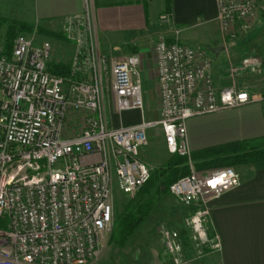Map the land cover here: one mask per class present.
Returning a JSON list of instances; mask_svg holds the SVG:
<instances>
[{
    "label": "built area",
    "instance_id": "built-area-1",
    "mask_svg": "<svg viewBox=\"0 0 264 264\" xmlns=\"http://www.w3.org/2000/svg\"><path fill=\"white\" fill-rule=\"evenodd\" d=\"M86 2L85 14L67 18L64 27L66 36L78 45L72 74L81 63L107 61L82 45L87 34H96ZM217 4L228 42L247 37L264 21V0H217ZM155 56L158 121L112 127L103 115L100 68L91 81H73L66 89V78L50 70L49 42L36 44L20 34L11 58L0 49V264H88L97 259L113 231L115 188L134 195L151 179L141 151L155 125L161 127L169 154L188 160L190 173L169 190L181 204L199 205L188 224L200 255L222 248L219 235L208 234L210 203L238 187L240 175L234 167L198 172L187 122L257 100L236 78L258 73L264 58L248 55L230 65L227 74L232 83L218 88L207 50L161 38ZM140 64V55L133 53L111 66V89L119 111L144 107ZM258 100L264 101V94ZM70 109L87 113L86 126L77 135L65 136ZM164 243L174 264H189L181 259L177 232L165 231Z\"/></svg>",
    "mask_w": 264,
    "mask_h": 264
},
{
    "label": "crops",
    "instance_id": "crops-1",
    "mask_svg": "<svg viewBox=\"0 0 264 264\" xmlns=\"http://www.w3.org/2000/svg\"><path fill=\"white\" fill-rule=\"evenodd\" d=\"M87 4L86 0H33L34 16L51 24L84 15ZM89 4L106 51L115 52L118 60L131 53L142 55V86L158 81L152 48L159 38L204 46L213 58L218 88L232 83L227 74L230 65L248 55L264 58V21L247 37L228 42L218 19L217 0H89ZM164 15L169 17L167 26L160 23ZM220 45L225 48L217 54L214 49ZM236 82L257 100L190 118L187 132L192 155L264 137V101L258 100L264 94V63L258 73L240 76ZM128 118L115 127L136 124ZM236 170L240 185L210 203V236L219 235L222 248L206 249L200 264H264V162L237 165ZM186 248L192 249V244Z\"/></svg>",
    "mask_w": 264,
    "mask_h": 264
},
{
    "label": "rangeland",
    "instance_id": "rangeland-1",
    "mask_svg": "<svg viewBox=\"0 0 264 264\" xmlns=\"http://www.w3.org/2000/svg\"><path fill=\"white\" fill-rule=\"evenodd\" d=\"M0 19L6 21L0 22V49H8L9 35L7 21L26 23L30 29L17 34L16 37L24 34L32 38L36 44L50 43V63H64L70 66V75L63 76L68 82L66 89H69L70 83L73 81H91L94 70L100 68L104 92L103 115L110 126L115 127L127 115H129L128 119L135 123L158 121V81L154 79L149 80L143 86V109L128 110L132 112L127 113L126 111H119L115 107L114 95L111 89V66L115 61H118V57L115 52H108L103 48L97 31L95 35L94 32L91 33V36L87 34L85 36L86 40L82 45L85 46V49L92 48L95 54L105 56L107 61L100 65L97 61L81 63L79 69L75 70L74 74H72L71 67L78 45L76 41L69 39L64 32L66 19L51 24L41 22L34 16L33 0H0ZM160 23L164 26L168 25V22L163 19H160ZM14 41L15 38L13 44ZM155 45L152 48L154 52ZM190 46L196 49H205L202 45ZM135 54H139L142 57L140 53ZM240 86L242 87V85ZM86 118L87 113L85 111L70 109L67 112L65 120V136L79 134L86 126ZM147 134L149 142L142 149L141 158L148 164L151 170V179L134 195H124L117 187L115 188L114 223L118 220L119 216L125 213V209L130 203H136L137 201L139 203L137 204L138 206L149 207V210L146 211L134 234L124 245H119L116 241L112 240L114 229H116L113 225L112 233L104 241L101 255L88 264H174L173 258L167 252L164 243V232L169 230L179 234V242L183 249L181 255L182 261L189 264H200V256L202 255H200V249L197 248L192 239V231L188 224L190 216L199 205H183L170 193V185L166 183L169 173H165L167 171L165 166L168 161L174 159V156L170 155L167 151L160 126L155 125L148 130ZM227 167L237 169V166ZM195 169L198 172L204 171L198 168ZM180 176L178 175L177 178ZM208 234L210 235L209 230ZM189 243L192 244L193 248L187 250L186 246ZM190 252H193V254L191 255Z\"/></svg>",
    "mask_w": 264,
    "mask_h": 264
},
{
    "label": "trees",
    "instance_id": "trees-1",
    "mask_svg": "<svg viewBox=\"0 0 264 264\" xmlns=\"http://www.w3.org/2000/svg\"><path fill=\"white\" fill-rule=\"evenodd\" d=\"M167 4L169 7V2ZM0 22L3 23L6 21L0 19ZM7 22L9 43L8 49H5L4 52L8 58H11L14 38H16L17 34L28 31L30 27L23 22ZM50 70L60 76L70 75V66L64 63H50ZM173 156L174 159L168 161L165 166L167 170L165 173H169L166 179L168 185L175 182L178 179V175L182 177L190 173L187 158L178 155ZM191 158L194 161L195 168L199 170L264 162V137L206 149L192 155ZM137 204H139L137 201L136 203H130L125 209V213L119 216L118 220L114 223L116 229H114L112 240L116 241L119 245H124L134 234L146 211L149 210V207H142Z\"/></svg>",
    "mask_w": 264,
    "mask_h": 264
},
{
    "label": "water",
    "instance_id": "water-1",
    "mask_svg": "<svg viewBox=\"0 0 264 264\" xmlns=\"http://www.w3.org/2000/svg\"><path fill=\"white\" fill-rule=\"evenodd\" d=\"M224 46L223 45H220V46H218V47H216L215 49H214V52H216L217 54L218 53H220V51H222V50H224Z\"/></svg>",
    "mask_w": 264,
    "mask_h": 264
}]
</instances>
